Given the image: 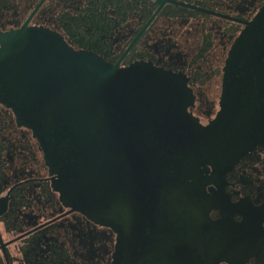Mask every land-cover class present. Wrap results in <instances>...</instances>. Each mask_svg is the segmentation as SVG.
I'll return each mask as SVG.
<instances>
[{
	"label": "flooded vegetation",
	"instance_id": "obj_1",
	"mask_svg": "<svg viewBox=\"0 0 264 264\" xmlns=\"http://www.w3.org/2000/svg\"><path fill=\"white\" fill-rule=\"evenodd\" d=\"M263 8L264 0H0V264H264V66L224 98L227 61ZM19 31L29 32L23 49L10 46L3 58L1 41ZM62 39L125 79L138 78L127 71L139 65L172 76L165 100L144 103L145 119L130 111L121 128L135 140L117 160L93 135L100 115L87 94L58 102ZM172 132L183 134L182 169L162 171L136 199L141 184L132 192L124 177L142 179L141 164L132 167L143 142L166 153Z\"/></svg>",
	"mask_w": 264,
	"mask_h": 264
},
{
	"label": "water",
	"instance_id": "obj_2",
	"mask_svg": "<svg viewBox=\"0 0 264 264\" xmlns=\"http://www.w3.org/2000/svg\"><path fill=\"white\" fill-rule=\"evenodd\" d=\"M26 34H29V32L19 31L11 35L7 40L1 41L3 49H6L3 58L6 57V53H9L7 50L10 46H12L13 51L23 49V44L26 43ZM59 43L61 46V62L58 65L60 66L58 85L60 86L61 94L58 102H61L63 105H70L75 101H82L80 99L82 98L81 93L87 94L86 97H83V100L85 99L84 101L90 103L93 114L100 115V128L93 131V135L97 142L105 144V157H109L110 159L114 157L117 160L122 155V146L127 147L128 145V148L132 149L130 145L135 140V131L133 132L130 129L122 131L121 128L124 124L126 125L130 122L128 117L130 111L134 112V120L145 119L146 113H143L144 103L165 100L167 92L166 84L172 81V76L155 71L150 67L139 65L127 71L130 77H134L136 76L135 71L140 70L138 72V78L132 80L130 78L125 79L123 76L121 77L122 72L117 67L107 66L92 54L73 52L67 47L63 39ZM6 44L8 45L7 47ZM45 49L47 50L48 48ZM263 64L264 8L255 17L253 22L248 25V28L237 42L227 61L224 83L225 100L229 101L231 99V94L234 91L233 87L236 84L239 87H243L252 83L257 78L259 71L263 68ZM58 66L56 65L55 67L52 65L51 68L54 70ZM173 87H176V85ZM122 94L125 97L121 96ZM243 98V93H239L237 100L241 101ZM34 102L35 100L30 101L28 106L30 109L41 108L39 104H34ZM52 102L53 100H48L45 108ZM219 124L220 122L218 124L217 122L214 123V125ZM58 138L59 135L56 132V135L51 140L57 142L56 140ZM60 138L61 143L65 141L64 136ZM169 138L170 141L168 143H172V150L170 149L169 151L166 148V153L160 148L153 146L152 148L154 150L151 154L150 143L143 140L142 156L135 159V165L132 167L134 169L141 164V168L136 171H142L143 178H131L128 174L124 177L122 183V186L125 183V187L134 189L132 192H138V184H141L143 191H141L142 194L135 195L136 199H138V195L141 199L145 197V192H148L147 190L149 188L154 187L159 182L158 176L162 171H166V169L170 171L172 165L176 167L173 168L174 171H180L182 169L180 143L184 139L183 134L180 132H172ZM127 142L129 143L127 144ZM64 156H68V154ZM145 175L151 177H145ZM115 193V191H110V195H117Z\"/></svg>",
	"mask_w": 264,
	"mask_h": 264
}]
</instances>
